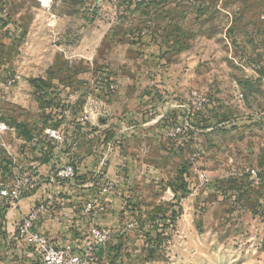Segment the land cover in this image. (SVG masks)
I'll return each instance as SVG.
<instances>
[{
	"label": "rangeland",
	"instance_id": "374dc122",
	"mask_svg": "<svg viewBox=\"0 0 264 264\" xmlns=\"http://www.w3.org/2000/svg\"><path fill=\"white\" fill-rule=\"evenodd\" d=\"M6 2L17 80L0 77V120L26 135L0 133V182L42 167L24 198L70 199L80 224L61 226L108 231L101 264H264V0Z\"/></svg>",
	"mask_w": 264,
	"mask_h": 264
},
{
	"label": "built area",
	"instance_id": "2783aa9c",
	"mask_svg": "<svg viewBox=\"0 0 264 264\" xmlns=\"http://www.w3.org/2000/svg\"><path fill=\"white\" fill-rule=\"evenodd\" d=\"M0 29L5 32L15 30L13 28V20L10 17V10L6 0H0ZM10 30V31H9ZM6 41L11 37L6 36ZM17 77L9 79V84L13 85ZM196 101L193 109L188 112V120L191 119L197 112L202 110L203 99L198 92L193 93ZM187 120V121H188ZM191 126L187 124L185 129ZM180 128L174 129L171 134L178 135L181 133ZM0 133L17 134L18 128L16 125L9 123V121L0 120ZM46 134L50 140H61L63 136L54 127H49ZM5 145V144H4ZM6 147V145H5ZM8 153V150H7ZM12 156V155H10ZM15 164V162H14ZM22 168L14 165L11 172L14 177L10 183L5 181L0 182V198L3 200L6 207L17 206L25 195H30L33 190L40 188L45 182V178L36 168L25 169L26 172L21 171ZM256 173V170H252ZM76 177L74 166L69 165L55 170L51 176V181L57 179L72 180ZM94 209L93 203L88 202L85 206V211L91 212ZM51 212V205L45 200L39 201L34 207L21 219L16 226L15 236L18 240L23 242L36 255L40 264H101L97 251L100 245H104L110 234L105 229L97 226L88 228L85 237L78 238L73 242L59 244L50 235L41 231L39 225ZM79 230V229H78Z\"/></svg>",
	"mask_w": 264,
	"mask_h": 264
},
{
	"label": "crops",
	"instance_id": "0c3cea01",
	"mask_svg": "<svg viewBox=\"0 0 264 264\" xmlns=\"http://www.w3.org/2000/svg\"><path fill=\"white\" fill-rule=\"evenodd\" d=\"M6 32L3 29H0V77H6L5 81L7 83L8 87H12L13 85H10L9 79L12 78L11 76L15 77L17 74L14 73V71L9 72V68L14 62H15V56H17V48H13L11 50H8L7 47H5L6 43ZM16 51V52H15ZM15 57V58H14ZM8 66H5L7 65ZM3 80V79H1ZM12 119V118H11ZM13 120V119H12ZM14 121V120H13ZM16 122V121H14ZM40 170L42 167H39ZM39 170V171H40ZM43 170V168H42ZM47 201L50 203L51 206L53 201L56 205H59V209H56V205L53 207L52 211L49 215H47L44 219L41 220L39 229L48 235L51 236L52 239H54L59 244H65L68 242H73L75 240H78V238L84 237L86 234V230L84 227V224H82V228H77V223L80 224V221L78 220L81 214L79 212H74L73 209L67 207L71 202L70 199H62L59 200V198H54L51 194H44L41 191H37L35 194L33 193L31 196H27V198H24L21 201V204L18 209H8L4 213V218L6 221V230L8 232V235H5V240H0V249L5 251H8V255L6 256L4 263L6 264H40L38 259L36 258V255L31 251L29 247H27L26 244L18 240L15 236L16 233V226L21 221V219L25 216V214L28 213L29 207L31 205V202H35L37 199H41ZM53 199V200H52ZM61 203H59V202ZM57 202V203H56ZM68 203V204H67ZM61 207V209H60ZM82 217V216H81ZM73 218L77 223H75L74 228L75 229H68L66 225L67 219ZM78 218V219H77ZM59 220L65 221V223L61 226L59 224ZM79 229V230H78ZM3 262L0 264H4Z\"/></svg>",
	"mask_w": 264,
	"mask_h": 264
},
{
	"label": "trees",
	"instance_id": "16d2710c",
	"mask_svg": "<svg viewBox=\"0 0 264 264\" xmlns=\"http://www.w3.org/2000/svg\"><path fill=\"white\" fill-rule=\"evenodd\" d=\"M20 26V25H19ZM22 28V27H21ZM22 34V33H21ZM10 36L11 37V39H9V41H7V43L9 42V43H14L15 42V40L17 39V37H19V35H12V34H10V32H6V36ZM22 35H24V32H23V34ZM21 35V36H22ZM7 121H9V120H7ZM9 123H11V124H14V125H16L17 126V128H18V133L19 134H21L23 137H25V135H26V132H25V129L22 127V125H20L19 123H17V122H14V121H9ZM51 127H54V126H51ZM55 128V127H54ZM56 129V128H55ZM27 136H28V134H27ZM48 136V135H47ZM12 164V163H11ZM11 164H9L8 166H7V168H8V170L11 172V169H12V166H11ZM12 207V206H11ZM11 207H6V210H8V209H10ZM52 207V209H53V207L54 206H51ZM14 208H16V207H14ZM52 209H51V211H52ZM85 237V236H84ZM104 245H100V247H99V249H98V255H99V251H100V249L103 247ZM100 256V255H99Z\"/></svg>",
	"mask_w": 264,
	"mask_h": 264
}]
</instances>
